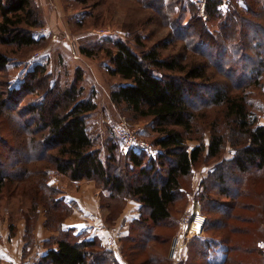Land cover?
<instances>
[{"label": "trees", "instance_id": "1", "mask_svg": "<svg viewBox=\"0 0 264 264\" xmlns=\"http://www.w3.org/2000/svg\"><path fill=\"white\" fill-rule=\"evenodd\" d=\"M138 1L144 6L150 2L171 32L150 47L144 44L149 37L138 33L137 25L129 30L135 45L108 39L107 72L116 80L110 98L132 121L151 124L154 135L149 141L158 154H124L111 141L100 145L102 136L91 124L98 105L82 85V68L73 81L62 84L46 67L36 65L19 86L0 76V200L35 182L29 208L23 209L28 244H33L40 205L47 211V225L59 229L56 248L49 247L35 264H116L99 236L82 239L63 228L72 208L60 197L62 188L47 184V170L56 169L72 181L93 180L109 192L103 206L110 210L111 221L129 199L140 204V216L130 222L123 240L124 258L137 264V250L145 257L140 264H163L176 226L174 212L179 213L175 205L186 196V180L200 164L219 159L197 199L209 225L222 232L210 229L212 239L195 238L183 264H194L196 258L212 264V249L224 252L223 264H257L255 254L264 264L263 241L251 240L235 223L255 219L237 210L248 209L240 198L252 192L253 172L259 173L257 178L264 176V0H204L206 20L192 0ZM36 9L34 0H0V43L38 46L31 30L41 24ZM211 21L217 22V31L208 25ZM177 38L184 45L167 51ZM82 52L89 57L92 53ZM12 63L0 50V71H10ZM195 140L199 144L190 148L189 141ZM228 148L233 157L222 159ZM260 193L263 197V188ZM249 205L264 216V201ZM158 249H164V255Z\"/></svg>", "mask_w": 264, "mask_h": 264}, {"label": "rangeland", "instance_id": "2", "mask_svg": "<svg viewBox=\"0 0 264 264\" xmlns=\"http://www.w3.org/2000/svg\"><path fill=\"white\" fill-rule=\"evenodd\" d=\"M192 1L200 6L203 20H206L207 15L203 10L205 3L204 0ZM86 2L87 3L85 4L78 0L59 1L57 4L59 12L55 23H53L54 26L48 24L44 18L45 12H43V9L39 8L35 3L38 7L36 10L39 13L41 24L31 30L33 36L40 41V44L33 47L19 48L17 46L3 45L0 43V50L7 53L13 62L10 71H0V76H2L3 80H10L12 85L19 86L29 70H32L36 65H42L48 69L49 73H51L52 79L65 84L68 81H73L76 76L75 72L77 68H82L84 72L82 85L86 88L88 94L92 95L94 100L99 104L97 111L92 115L91 123L95 129V133H100L102 136L99 140V144L105 145L107 141H111L113 144L118 145L120 152L125 154L130 150L127 149L126 145L123 144L117 136L120 127H118V125L124 124L120 123L121 117L126 116L129 122L132 124H138L137 128L142 127V136L143 138H147L148 141L152 139L154 133L149 122L132 121L126 115L127 113L123 114L116 106L112 107L109 105L110 103L108 102L107 93L116 80L111 78L107 72L106 62H108V58L105 55L104 49L111 45L108 43L109 38H120L135 45L134 41L130 39L129 30L136 25L141 28L138 33H144L149 37V40H144V44L148 47L152 46L156 41L166 38L171 30L168 26H163V24L159 22L162 20V16L156 11L151 10L150 2H146L145 6L143 5V2L141 3L138 0H86ZM48 6L52 9L51 5ZM152 17L153 19L150 20ZM208 25L212 30L217 31L218 25L216 21H211ZM41 28L45 29V34L40 31ZM184 43L185 41L183 39L181 40L177 38L175 43L170 45L167 51H171L174 48L179 50L178 48L181 45H184ZM84 49L90 52L92 51L90 57L86 56L87 54L84 55L82 52ZM37 54H39V57H36ZM9 72L10 77L7 75ZM35 98L36 96L30 95L31 100H34ZM11 118L12 120L14 119L13 117ZM261 123L264 124V119L261 120ZM137 131V129L134 131L131 129V133L133 134ZM208 137L209 135L206 137V141H208ZM198 144L199 142L197 140L189 141L190 148ZM151 151L152 154L149 155L158 154L156 148H153ZM104 157H107V151ZM232 157L233 152L228 148L222 156V159H231ZM220 162L221 160L216 159L208 160L207 162L200 164L194 169L192 176L186 180V196L183 200H179L175 205V209L178 210L179 213L174 212L176 226L172 229L174 233L171 235L167 243L163 264H183V262L188 259L189 251L195 238H206L207 240L209 238L212 239L211 236L208 235V230L210 229L211 233L218 234L222 232L220 227L217 228L209 225V216L204 213L202 204L197 199L198 192H201L204 187L203 182L215 171L217 163ZM47 172V184L49 186H59L60 188H63L61 184H58L59 179L62 178V175L58 174L59 171L51 168L48 169ZM261 174L264 175V171ZM258 175V172H253L252 176H250L251 179L249 182L251 181V185L254 184L250 195L247 194L246 196H243V198H240V202L242 201L244 204H248V209L237 210L238 214H241L243 217H253L255 219H251V222L247 223L241 220H238L235 223L239 228L246 230L250 234L251 240L254 239L256 242L261 239L263 241L261 246L264 248V216H261L258 208L255 210V207L253 208L252 205H249L250 203H262L264 201V196L262 197V193H260L262 188L264 190V176H259L260 178H257ZM52 177L58 179L55 185L50 184V179ZM73 183V186L77 190L82 188V185H80L79 182L73 181ZM86 186L87 185H84V187ZM34 188L35 182H28L24 190L20 188L19 192L14 194L11 192L8 200H0V231H10L15 234L18 227L22 229L24 226L25 243L27 241V219L23 216V209L26 210L29 208V197L31 200ZM88 188L89 187L86 189ZM93 188L99 195L101 205L103 206L104 203L107 204V195H109V192L97 184H95ZM256 188H260L261 191H255ZM28 189H30V194L26 191ZM103 192H106V194ZM7 195L8 193H6V196ZM130 202H133V200L129 199L126 202L122 209V213L126 208V210L132 209L133 206H131ZM105 208L108 209L107 207ZM134 211L139 212L138 208H135ZM36 212L38 213V217L34 223V229L31 232V240L35 246L37 245L36 248H39L40 243L34 241L36 236L35 231L39 223H42L48 234H52L54 241H57L59 229L58 227L51 228L47 225V211L44 206H38ZM108 212L110 213L109 209ZM139 213L137 217L140 216ZM70 215H72L71 212L66 216L65 221L68 220ZM218 216V218H222L223 222L225 219L223 215ZM119 218L120 215L113 221L100 223L96 226L97 229H94L99 232L98 240L102 243L104 249L115 257L116 264H130V261L124 258L123 240H125L128 231L130 230V222L133 219L125 225V223L121 221V218L120 220ZM12 226L15 227V232L12 230ZM104 229L111 230L114 233L113 235L116 239V245L115 247H112L113 249L111 250L108 247V234L106 233L107 231L103 232ZM175 237L182 239L179 263L170 259V247ZM240 237L241 236H239V238ZM158 251L164 255V249H158ZM133 252H136L135 258L137 264L144 262L145 257L140 256L137 250ZM247 256L241 258L246 259ZM255 257L257 264H260L261 261H263L262 256L255 254ZM252 258L253 256H249V259ZM224 260L225 254L221 249L211 250L208 257L210 263L223 264ZM193 263L204 264V262L200 261L198 258H196ZM0 264L16 263L10 260L0 262ZM146 264H152V261H146Z\"/></svg>", "mask_w": 264, "mask_h": 264}, {"label": "crops", "instance_id": "3", "mask_svg": "<svg viewBox=\"0 0 264 264\" xmlns=\"http://www.w3.org/2000/svg\"><path fill=\"white\" fill-rule=\"evenodd\" d=\"M34 1L36 5L39 8H42L43 12H45L44 18L48 24L50 26H54L53 23H55L57 14L59 12L57 4L61 0ZM226 1L229 0H225V2ZM48 5H51L52 9H50ZM113 86H111V88ZM110 90L107 93L108 102L110 103V106L114 107V104L110 98ZM96 103L99 106L97 101ZM58 174L62 175V178H60L61 180L59 179L58 181L57 178L54 179L52 177L50 179V184L55 185L58 181V184L63 186V192L61 193L60 197H62L72 208V215H70L68 220L63 223V228L73 229L74 233L82 239H93L95 237L98 238L99 232L94 228L97 229L96 226H98L100 223L109 222L112 219L109 218L111 213H109L108 209L101 205V200L99 201V195L94 191L93 187L96 182L93 180L77 181L80 183V185H82V188L77 190L73 186L74 183L72 180L66 178L60 172H58ZM84 185L87 186L84 187ZM87 187L89 188L86 189ZM104 194H106V192ZM130 204L133 206L132 209L126 210V208L125 211L120 214L121 221L124 222L125 225L137 217L139 213L134 210L135 208H138L139 211L140 204L135 201L130 202ZM24 233V226L22 229L18 227L14 235H12L10 231H0V262L11 260L16 264H35L43 255L47 253L49 247L54 246V248H56V243H53L55 241L52 238V234L47 233V230L43 227L42 223H39L38 227L36 228V236L34 238V241L40 243L39 248H36L37 245L35 246L34 243L32 245L28 244L27 241L25 243Z\"/></svg>", "mask_w": 264, "mask_h": 264}, {"label": "built area", "instance_id": "4", "mask_svg": "<svg viewBox=\"0 0 264 264\" xmlns=\"http://www.w3.org/2000/svg\"><path fill=\"white\" fill-rule=\"evenodd\" d=\"M40 31L45 34V29L41 28ZM36 57H39V54H37ZM124 123L122 125H118L119 130L117 136L121 140L123 144L126 145L128 150H138V151H145V152H152L153 146L152 144L147 141L142 136V127H138V124H132L129 122L125 117L121 118V122ZM128 126V127H127ZM117 127V128H118ZM129 129V130H128ZM134 130H138L137 132H134L135 134L131 133ZM117 130V129H116ZM107 231V232H106ZM103 232H106L108 234V247L109 249H113L112 247H115L116 245V239L114 237V233L111 230H105ZM182 249V239L179 237H175L171 243L170 247V259L179 263V256H180V250Z\"/></svg>", "mask_w": 264, "mask_h": 264}]
</instances>
